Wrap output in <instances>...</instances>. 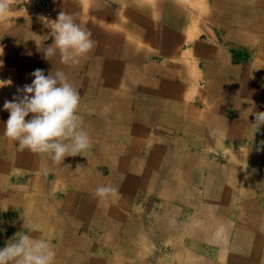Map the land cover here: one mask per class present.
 <instances>
[{"label":"crops","instance_id":"crops-1","mask_svg":"<svg viewBox=\"0 0 264 264\" xmlns=\"http://www.w3.org/2000/svg\"><path fill=\"white\" fill-rule=\"evenodd\" d=\"M7 3L0 109L63 70L90 147L21 149L0 110L1 243L36 225L54 264H264V0H53L48 19ZM60 12L95 41L77 66L45 59Z\"/></svg>","mask_w":264,"mask_h":264},{"label":"clouds","instance_id":"clouds-1","mask_svg":"<svg viewBox=\"0 0 264 264\" xmlns=\"http://www.w3.org/2000/svg\"><path fill=\"white\" fill-rule=\"evenodd\" d=\"M8 11L10 5L7 0H0V16ZM48 24L53 42L44 50L45 59L59 53L61 64L77 66L93 50L95 41L92 32L77 23L72 15L60 12ZM2 66L3 61L0 60ZM31 76L34 77L31 84L18 89L22 95L5 101L0 109L9 113L4 135L21 149L49 155L58 164L67 156L86 151L90 147V138L77 114L81 99L78 89L63 70L46 76L42 69H36ZM5 83L10 81H0V86ZM29 114L33 115L26 120ZM254 116V131H257L264 125V112H256ZM116 193V188L102 185L95 189L94 195L104 199ZM34 231H38V226L32 225L27 231L17 233L0 248V264H54L56 252L51 242L46 238H34L29 234ZM215 234L226 239L227 225L216 226Z\"/></svg>","mask_w":264,"mask_h":264},{"label":"built area","instance_id":"built-area-1","mask_svg":"<svg viewBox=\"0 0 264 264\" xmlns=\"http://www.w3.org/2000/svg\"><path fill=\"white\" fill-rule=\"evenodd\" d=\"M39 19H48L53 14V0H27V6ZM0 80L7 82V76L0 74Z\"/></svg>","mask_w":264,"mask_h":264},{"label":"rangeland","instance_id":"rangeland-1","mask_svg":"<svg viewBox=\"0 0 264 264\" xmlns=\"http://www.w3.org/2000/svg\"><path fill=\"white\" fill-rule=\"evenodd\" d=\"M1 232H2V231H1ZM6 233H7V232H6ZM0 236H1V237H0V248H3L6 244H2L1 241H2V240H5V241L8 240V237H9V236H8V234H5V233H3V232H2V234H0ZM5 238H6V239H5Z\"/></svg>","mask_w":264,"mask_h":264}]
</instances>
